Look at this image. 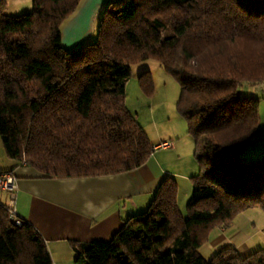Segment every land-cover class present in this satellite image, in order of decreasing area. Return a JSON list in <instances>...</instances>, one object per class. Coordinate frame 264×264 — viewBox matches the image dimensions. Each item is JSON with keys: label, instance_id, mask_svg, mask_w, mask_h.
Here are the masks:
<instances>
[{"label": "trees", "instance_id": "1", "mask_svg": "<svg viewBox=\"0 0 264 264\" xmlns=\"http://www.w3.org/2000/svg\"><path fill=\"white\" fill-rule=\"evenodd\" d=\"M81 0H31L4 13L0 0V140L13 166L46 178L116 175L142 165L154 147L124 102L131 65L155 59L179 85L178 110L194 141L199 173L184 216L177 183L165 176L147 207L129 215L108 242L74 243L82 264H264V247H233L205 260L210 232L249 208L264 210V151L240 154L260 125L243 82L264 81V0H111L93 40L76 50L61 25ZM152 91L151 75H139ZM0 264H52L40 234L14 225L0 203Z\"/></svg>", "mask_w": 264, "mask_h": 264}, {"label": "crops", "instance_id": "2", "mask_svg": "<svg viewBox=\"0 0 264 264\" xmlns=\"http://www.w3.org/2000/svg\"><path fill=\"white\" fill-rule=\"evenodd\" d=\"M109 1L100 0L88 7L91 0H86L61 31L62 45L76 50L90 42L96 36L95 20ZM176 144L155 148L142 165L116 175L46 178L30 165H17L12 170L16 212L40 234L52 264H82L76 262L72 244L110 241L129 215L147 207L165 176L175 179L180 174L171 168V156L159 151ZM261 227L240 213L228 225L214 228L198 251L205 260L226 247L248 255L264 247V226Z\"/></svg>", "mask_w": 264, "mask_h": 264}, {"label": "rangeland", "instance_id": "3", "mask_svg": "<svg viewBox=\"0 0 264 264\" xmlns=\"http://www.w3.org/2000/svg\"><path fill=\"white\" fill-rule=\"evenodd\" d=\"M85 1L81 0L71 15L75 14L84 5ZM97 1L100 0H91L88 7H91ZM31 7V0H6L4 13L8 16H16L29 12ZM71 15L62 23L61 31L65 28L64 26ZM100 16L95 20V35ZM250 46L257 50L258 48H264V43L259 42L254 46ZM144 71H148L151 75L153 85L151 92H148L141 85L139 75ZM239 93L260 99L258 111L260 125L264 127V81L255 84L243 82L239 87ZM178 100L179 85L177 80L161 68L155 59L142 60L131 65V75L125 86V105L135 115L151 143H161L162 140H167L173 144L177 143L172 149L159 151L163 155L169 154L171 156L172 159L169 163L171 168L180 173L175 176L177 183L176 200L182 214L185 216V205L192 193L191 177L199 173V167L194 157V141L188 132L186 119L178 110ZM259 135L261 137L255 142L247 144L240 154L242 157L248 159L259 156L264 151V132ZM11 162L12 160L5 155L0 140V170L8 168ZM0 201L3 203L7 201L6 192L1 190ZM243 213L244 216L255 221V226L260 227V229L261 226H264V210L261 208H249ZM252 239L254 240V238Z\"/></svg>", "mask_w": 264, "mask_h": 264}, {"label": "built area", "instance_id": "4", "mask_svg": "<svg viewBox=\"0 0 264 264\" xmlns=\"http://www.w3.org/2000/svg\"><path fill=\"white\" fill-rule=\"evenodd\" d=\"M170 142L163 141L157 146H153L154 149L158 147H168ZM15 177L11 172H4L0 174V190L7 193V201L5 203L1 202L4 209L7 211L9 219L16 226H21L24 219L21 218L15 209Z\"/></svg>", "mask_w": 264, "mask_h": 264}]
</instances>
